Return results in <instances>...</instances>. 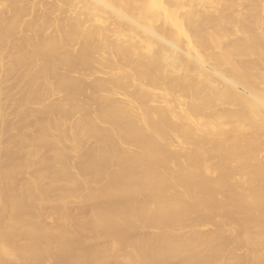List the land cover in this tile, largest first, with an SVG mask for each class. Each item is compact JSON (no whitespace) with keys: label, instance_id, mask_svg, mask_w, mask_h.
<instances>
[{"label":"bare ground","instance_id":"bare-ground-1","mask_svg":"<svg viewBox=\"0 0 264 264\" xmlns=\"http://www.w3.org/2000/svg\"><path fill=\"white\" fill-rule=\"evenodd\" d=\"M0 264H264V0H0Z\"/></svg>","mask_w":264,"mask_h":264}]
</instances>
